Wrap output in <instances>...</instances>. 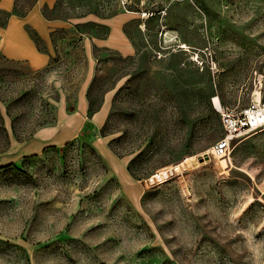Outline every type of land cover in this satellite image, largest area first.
Here are the masks:
<instances>
[{
	"label": "rangeland",
	"instance_id": "rangeland-1",
	"mask_svg": "<svg viewBox=\"0 0 264 264\" xmlns=\"http://www.w3.org/2000/svg\"><path fill=\"white\" fill-rule=\"evenodd\" d=\"M50 14L70 23L50 65L0 57V264H264V126L229 159L212 152L214 96L264 104V0H57ZM58 122L64 142L8 151L9 131Z\"/></svg>",
	"mask_w": 264,
	"mask_h": 264
},
{
	"label": "crops",
	"instance_id": "crops-1",
	"mask_svg": "<svg viewBox=\"0 0 264 264\" xmlns=\"http://www.w3.org/2000/svg\"><path fill=\"white\" fill-rule=\"evenodd\" d=\"M56 4L57 0H0V57L20 66L23 71H36L50 65L56 52V31L70 26V23L66 25L50 14ZM76 22H84V17L71 20V24ZM107 40L92 37L90 44L101 46L107 44ZM117 41L122 43L120 38ZM88 85L86 82L84 90L79 93L76 110L67 114V135L72 136L74 129L80 127V123L77 126L72 123L81 119L88 110ZM104 113L103 107L95 111L98 117H103ZM59 126V122L43 126L27 139H18L7 129L10 136L7 149L15 152L16 158L20 159L28 154L41 152L47 145L60 144L64 142L65 136L57 130ZM6 164L8 163L0 166Z\"/></svg>",
	"mask_w": 264,
	"mask_h": 264
},
{
	"label": "built area",
	"instance_id": "built-area-1",
	"mask_svg": "<svg viewBox=\"0 0 264 264\" xmlns=\"http://www.w3.org/2000/svg\"><path fill=\"white\" fill-rule=\"evenodd\" d=\"M213 72L216 68L212 67ZM223 126L222 136L212 146L215 156L229 159L233 142L249 136L264 126V104L253 101L248 107H218ZM179 164H172L154 170L144 178L147 185H158L171 179L180 172Z\"/></svg>",
	"mask_w": 264,
	"mask_h": 264
},
{
	"label": "bare ground",
	"instance_id": "bare-ground-1",
	"mask_svg": "<svg viewBox=\"0 0 264 264\" xmlns=\"http://www.w3.org/2000/svg\"><path fill=\"white\" fill-rule=\"evenodd\" d=\"M143 26V25H142ZM260 99H261V94H260V92L259 91H255V95H254V101L255 102H259L260 101ZM213 102H214V104L216 105V106H220V102H219V99L216 97V96H214L213 97ZM228 159V158H227ZM220 164H221V166L223 167V168H225V167H229V164H228V161L226 160V159H220ZM180 165V164H179Z\"/></svg>",
	"mask_w": 264,
	"mask_h": 264
},
{
	"label": "trees",
	"instance_id": "trees-1",
	"mask_svg": "<svg viewBox=\"0 0 264 264\" xmlns=\"http://www.w3.org/2000/svg\"><path fill=\"white\" fill-rule=\"evenodd\" d=\"M224 106V105H223ZM225 106H227V105H225ZM14 133L16 134V131H15V129H14ZM16 136H18L17 134H16Z\"/></svg>",
	"mask_w": 264,
	"mask_h": 264
}]
</instances>
